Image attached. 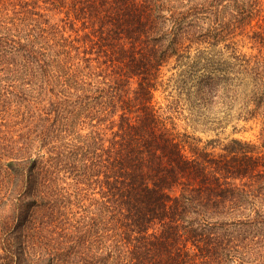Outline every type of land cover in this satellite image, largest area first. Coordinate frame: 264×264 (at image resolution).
Returning <instances> with one entry per match:
<instances>
[{"label": "trees", "instance_id": "trees-1", "mask_svg": "<svg viewBox=\"0 0 264 264\" xmlns=\"http://www.w3.org/2000/svg\"><path fill=\"white\" fill-rule=\"evenodd\" d=\"M263 52L264 0H0V73L41 78L45 105L7 165L57 235L29 250L20 207L0 264H246L264 245ZM172 62L192 108L229 113L242 88L259 143L179 133L155 98Z\"/></svg>", "mask_w": 264, "mask_h": 264}, {"label": "rangeland", "instance_id": "rangeland-1", "mask_svg": "<svg viewBox=\"0 0 264 264\" xmlns=\"http://www.w3.org/2000/svg\"><path fill=\"white\" fill-rule=\"evenodd\" d=\"M239 46V50L248 55H256L258 52L257 49L251 48L252 45L247 40L239 42ZM214 49L215 52L221 51L225 58H229L230 54L225 49L224 43H219ZM174 67L175 62H172L164 84L156 91L155 98L162 111L172 116L175 128L179 133L201 140V145L212 139L218 140L219 143H226L232 139L259 143L260 125L252 121L246 123L239 116L240 107L245 97L242 88L239 89L237 95L236 100L238 101L235 102L233 110H230L229 113L222 109V106H218L216 109V105L206 107L200 104L194 105L192 108V102L184 92L187 88L179 77L181 69ZM195 81L196 79L193 78L189 85L195 84ZM40 82L41 78L20 73H0V220L13 222L19 214L17 210L20 207L32 205L29 211L32 223L28 232L21 239L24 240V246L28 244L29 250L35 249L32 252L39 250V242H49L57 235L54 236V223L47 216L48 210L35 203L33 198L38 201L37 196L34 193L32 195L31 190L29 192L27 184L26 187H22L23 182L17 183L16 171L7 165L9 158L14 156L7 145L14 140L22 142L21 135L23 133L34 137L40 131L39 126L36 125V117L39 114L38 110L45 105L44 103L39 105L34 101L38 95L44 92L40 87ZM67 142L69 141L63 139L60 145ZM53 144L52 141L46 142V145L41 149L43 156L40 160L47 161L49 159V150ZM187 149L189 150L190 147L187 146ZM34 157L36 156L34 155ZM62 175H64L63 172ZM20 187L23 194L27 189L25 201H21L19 198ZM63 218L65 217H61V221L64 220ZM63 226L59 225L60 228ZM57 231L60 233L58 228ZM262 242L256 245L257 248L253 253H250L251 255L247 256L246 264H264V245ZM53 246L54 244L51 243L48 248ZM32 247L34 248L32 249ZM231 264L239 263L233 262Z\"/></svg>", "mask_w": 264, "mask_h": 264}]
</instances>
